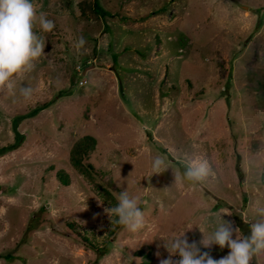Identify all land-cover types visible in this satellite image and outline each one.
<instances>
[{
	"label": "rangeland",
	"instance_id": "rangeland-1",
	"mask_svg": "<svg viewBox=\"0 0 264 264\" xmlns=\"http://www.w3.org/2000/svg\"><path fill=\"white\" fill-rule=\"evenodd\" d=\"M31 2L54 28L35 25L44 54L0 89V264H160L171 255L164 242L184 232L202 253L227 256L199 244V227L209 235L223 209L250 236L264 219V0ZM85 135L98 140L89 162L102 181L144 212L143 227L124 228L107 254L68 227L101 243L112 220L100 180L71 164ZM157 155L181 174L207 159L215 176L177 189L171 168L153 174Z\"/></svg>",
	"mask_w": 264,
	"mask_h": 264
},
{
	"label": "clouds",
	"instance_id": "clouds-1",
	"mask_svg": "<svg viewBox=\"0 0 264 264\" xmlns=\"http://www.w3.org/2000/svg\"><path fill=\"white\" fill-rule=\"evenodd\" d=\"M37 23L47 32L54 28V22L47 19L44 13L38 14L31 0H0V89L11 90L14 87L13 78L34 67L33 61L44 54V40L33 30ZM85 43L86 40L81 36L76 46L80 48ZM20 91L25 98H29L32 88L22 87ZM170 168L164 156L153 158V174L163 173ZM171 169L174 174L173 185L180 190L184 189L185 181L196 184L215 176L208 160L199 157L189 160L182 174ZM104 211L110 219L115 214L117 222L129 231L135 232L143 227L144 212L138 198L130 197L127 190L119 194L116 206L106 207ZM257 212L264 217V208H258ZM224 215L231 214L222 209L221 218L209 235H205L198 226L203 233L199 244L204 248H211L212 245H219L221 249L228 247L230 252L227 256L216 260L208 252L202 253L197 242L189 243L184 232L164 242L163 246L171 255L161 260L160 264H251L255 255L264 252V219L250 223L251 235L244 236L238 227H233L231 222L223 219ZM176 255L180 257L179 260L171 258Z\"/></svg>",
	"mask_w": 264,
	"mask_h": 264
},
{
	"label": "trees",
	"instance_id": "trees-1",
	"mask_svg": "<svg viewBox=\"0 0 264 264\" xmlns=\"http://www.w3.org/2000/svg\"><path fill=\"white\" fill-rule=\"evenodd\" d=\"M98 146V140L96 137L92 135H85L76 141L74 144L71 153L70 160L73 167L78 170L81 174L94 181L95 179L100 180V191L99 195L102 200L107 204L108 207L116 206L118 203V197L121 193L119 188L115 187V183L112 179L108 182H103V177L105 176L104 172H99V170L94 166L93 163L89 162L92 154L96 151ZM240 170V167H238ZM57 177L59 180L65 184L69 185L70 179L68 173L65 170H59L57 172ZM117 217L115 214L112 216V220L110 222V230L108 235L104 238L103 241L98 242L95 234L78 233L74 224H68L69 229L72 231L74 238H79L82 240L84 244L89 246L93 251L100 252L101 254H107L109 245L117 237L119 232H121L125 227L120 225L117 222ZM39 227V221L35 222L33 228ZM150 258H147V261L144 264H150Z\"/></svg>",
	"mask_w": 264,
	"mask_h": 264
}]
</instances>
